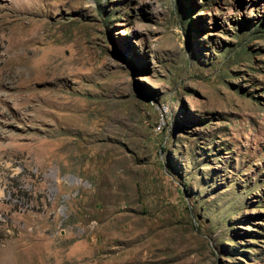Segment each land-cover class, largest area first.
Instances as JSON below:
<instances>
[{
	"label": "rangeland",
	"instance_id": "1",
	"mask_svg": "<svg viewBox=\"0 0 264 264\" xmlns=\"http://www.w3.org/2000/svg\"><path fill=\"white\" fill-rule=\"evenodd\" d=\"M0 264H264V0H0Z\"/></svg>",
	"mask_w": 264,
	"mask_h": 264
},
{
	"label": "bare ground",
	"instance_id": "2",
	"mask_svg": "<svg viewBox=\"0 0 264 264\" xmlns=\"http://www.w3.org/2000/svg\"><path fill=\"white\" fill-rule=\"evenodd\" d=\"M16 254V253H15Z\"/></svg>",
	"mask_w": 264,
	"mask_h": 264
}]
</instances>
